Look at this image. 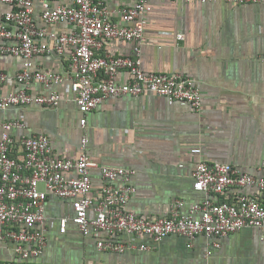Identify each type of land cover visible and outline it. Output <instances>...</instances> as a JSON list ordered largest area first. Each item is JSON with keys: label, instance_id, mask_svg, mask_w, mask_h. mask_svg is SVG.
I'll return each instance as SVG.
<instances>
[{"label": "crops", "instance_id": "crops-1", "mask_svg": "<svg viewBox=\"0 0 264 264\" xmlns=\"http://www.w3.org/2000/svg\"><path fill=\"white\" fill-rule=\"evenodd\" d=\"M36 4L35 19L41 23V3ZM52 5L68 0H46ZM111 8L124 1L105 0ZM145 14V40L140 44L142 67L147 72H171L197 80L204 105L197 111L153 93L142 96L110 97L86 115L74 101V94L62 85L46 86L33 81L32 94L58 90L63 100L58 108L25 105L0 109L1 124L20 119L24 129L12 134L45 133L53 151L64 158L80 155L83 135L88 137L87 153L101 166L126 167L136 171V192L129 209L137 214L166 216L176 199H183L181 212L188 213L192 203L205 198L194 188L193 172L200 161L223 162L259 174L264 164V3L232 4L223 0L201 3L185 0H151ZM11 6L0 1L1 13ZM114 19L120 21L118 15ZM50 31L71 32L66 22L48 26ZM184 34L183 39L178 34ZM138 43L108 40L103 51L128 56ZM35 66L62 73L64 62L55 54L37 55ZM23 58L0 55V69L10 75L3 92L17 90L12 78L23 68ZM128 73L120 78L127 80ZM193 149H199L194 152ZM94 192L103 184L100 168H93ZM248 191H251L248 190ZM47 245L41 255L23 260L9 245L0 243V264H264V241L256 228H245L225 237L199 234L192 242L187 237L169 235L156 243L148 236L120 234L119 240H133L138 246L125 252L105 251L97 239L85 236L69 222L61 232L60 218L73 215L71 199L50 195ZM145 243L149 249L142 250ZM218 243V246L216 244ZM210 252V253H209Z\"/></svg>", "mask_w": 264, "mask_h": 264}, {"label": "built area", "instance_id": "built-area-1", "mask_svg": "<svg viewBox=\"0 0 264 264\" xmlns=\"http://www.w3.org/2000/svg\"><path fill=\"white\" fill-rule=\"evenodd\" d=\"M11 6L1 13L0 55L23 58V68L12 77L20 88L3 92L10 75L0 69V109L38 105L58 108L63 97L58 90L32 94L33 81L46 86L62 85L74 94V101L86 115L105 100L118 95L164 96L170 103L179 102L200 111L203 94L197 80L171 72H147L142 67L140 44L145 40V14L151 0L124 1L111 8L105 0H68L52 5L41 3L39 24L35 19L34 0H0ZM201 3L220 0H185ZM232 4L264 3V0H223ZM118 15L120 21L114 19ZM66 22L71 32L50 31L48 26ZM179 39L184 34H178ZM135 41L138 46L128 56L103 51L108 40ZM55 54L64 62L62 73L35 66L37 55ZM128 73L127 80L120 76ZM0 138V243L10 246L23 260L41 255L47 245L45 211L47 199L55 195L71 199L73 215L60 218V230L69 222L85 235L97 239L101 250L125 252L138 246L133 240L117 237L148 236L156 243L169 235L187 237L192 246L199 234L225 237L245 228H256L264 241V164L259 174L223 162L200 161L194 172V188L205 193L201 202L192 203L188 213L181 212L183 199H176L169 213L150 218L129 209L136 192L134 169L101 166L87 153L88 137L82 136L80 155L76 159L57 155L45 133L23 134L17 139L12 131L24 129L20 119L1 124ZM199 152V149H193ZM100 168L103 184L94 192L93 168ZM251 191H248L250 190ZM218 246V243L216 244ZM142 250L149 245H139ZM210 253V252H209Z\"/></svg>", "mask_w": 264, "mask_h": 264}]
</instances>
